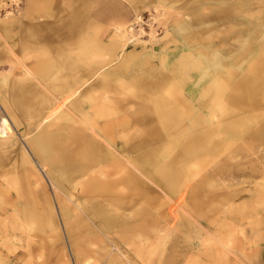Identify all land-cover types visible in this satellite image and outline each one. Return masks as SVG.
Instances as JSON below:
<instances>
[{
	"label": "bare ground",
	"instance_id": "obj_1",
	"mask_svg": "<svg viewBox=\"0 0 264 264\" xmlns=\"http://www.w3.org/2000/svg\"><path fill=\"white\" fill-rule=\"evenodd\" d=\"M72 15L74 18L72 26L77 31L78 25L75 22L78 17H82V14L80 12V15L78 13ZM135 19V23L142 22L141 15H137ZM119 23H115L112 39L119 40L123 44V49H128L125 47V40L128 33L129 38L135 37L132 33L134 27ZM180 28L181 30L186 29L179 25L176 30L179 31ZM30 29L25 30L28 33L25 41L13 40L7 41L3 45L0 44V51L4 52V56L0 57V193L10 192L4 186L5 183L13 186L17 180L20 181L14 176H8V174L12 173L10 166L14 160V158L10 159L11 154L20 139L13 125L18 130L24 125V135L35 132L33 136L27 138V142L43 163L55 171L54 179L58 183L61 180L73 182V188L78 190L79 199L82 197L92 198L89 202L92 210L100 218L102 230L110 231L108 233L110 234L115 231V228L118 230L122 229V226L126 228L129 220H132L133 226L127 230H130L132 238L138 237L140 246L134 250V255L131 257L121 252L116 244H112L118 248V251L109 250L107 252V255L112 254L111 257L108 256L110 258L107 260V264H175L178 254L182 255L183 259L177 258V264H199L201 261L206 262L205 264H253L257 260L264 261V224L257 228L254 227L252 221L249 220L251 219V216H248L249 210L247 213H242L239 220L236 219L239 231L235 227L225 231V227L230 221L223 210L224 206L230 203H238L237 207L247 211L250 203H247L244 197L246 198L247 195L251 194L252 187L246 189L247 192L240 193V196L239 194L231 196L227 203L222 206L220 203H215L213 194L207 199L202 196L203 201L196 197L188 215L182 217L180 225L183 224L187 230L192 226L194 227L193 219H197L201 225L202 222L200 221L204 220L203 227L197 228L199 234H207V238H217L218 240L211 241L209 244L189 243V240H186L188 243L185 242L186 244L181 247L178 254H175L172 247L167 246V242L158 251L150 250L151 248L146 251L144 245L141 244L143 239L154 237L157 238L156 241L158 242L166 237H173L176 235L175 231L178 230V221L172 223L173 220L169 216L162 215L161 209L157 208L153 201H150L154 191L153 183L164 188L166 195L180 191L189 192L190 195V190L198 182H208L210 189L213 186L216 189L219 176H221L219 173L227 171V178L233 179L236 169L239 168L240 172L244 171L248 175L252 184H254L253 177L261 176L262 182L260 184L263 186L261 190L264 197V164H261L259 168H254L252 164L250 167L241 170L237 158L242 153H203L205 147L202 146V141L206 137L205 133L195 134L191 138L189 149L188 145L185 147L187 153H160L155 148V144L160 138L161 128L165 129L171 126L174 121L178 122L183 118H181L178 107L174 106L173 101L166 95L169 89L162 93L165 87L164 80L161 79L158 83L144 79L147 81L145 83L141 80L143 78H141V70V74L137 71L132 78L126 77L125 80H120L123 78L120 75H127V71L124 70L127 64L123 61L122 56H119L120 61L123 62L118 67H114L113 72H118L120 78H115V84L106 80L103 83L102 97L100 99L95 98L92 95V90L95 89V75L90 72H81L83 63L92 56L93 49L90 41L85 36H81L79 40H71L67 43L54 44L49 41L40 46L37 41L38 45H34L37 43L29 40L31 39ZM21 30L22 28L18 33ZM256 35H259L257 29L252 30L244 38L237 36L235 44H231L228 48L226 47L227 49L222 50L227 57L225 59L220 53H213L210 55L211 57L204 59L203 55L193 56L190 51L185 49L174 54L173 60L163 54L161 68L164 72H174V75L180 66L189 68L190 73L185 76L191 78L193 82L191 86L193 89L189 92L188 98L192 102V93L199 91V85H201V92L220 91L222 81L233 77L235 73L232 66L226 65L228 60H234L238 57L239 53L249 45V41ZM53 37L55 36L53 35ZM27 40L29 42H26ZM255 67L251 69V72H255ZM162 76H164L163 73ZM209 76L212 80L210 79L211 81L204 84L203 81ZM147 77L148 75L145 78ZM180 82L182 81L180 80ZM251 86L246 79V81H239L237 88L248 89L249 87L253 91H247L246 94L250 95L251 98L255 97L257 92V88ZM170 88L172 89V87ZM84 93L86 94L83 98ZM144 98L152 105L145 107L143 105ZM237 98L238 96H232L231 99ZM243 98L244 96L240 100ZM199 100L202 98L199 97ZM205 108L206 106L201 104L197 116L191 117L194 119L192 127L203 121L202 110ZM191 110H193L192 107ZM157 117L160 119V125L154 123ZM249 120V118L244 117L232 123H222L221 129L224 132L233 131ZM144 124L150 125V131L145 135L143 132ZM263 133L264 129L255 132L256 136L259 137ZM23 148L25 162L35 167L32 160L33 156L28 152L29 149ZM247 157L251 159L250 155ZM205 168H212L210 175L203 173ZM41 169L45 171V169ZM24 174H26L27 179H31V174ZM124 198L130 199L125 200ZM148 198L149 200L145 205L140 208L136 207L135 214L132 216L127 214L126 209L129 206L134 208L136 205L142 204V200ZM61 204L66 222L70 221L69 230L84 229L87 223L82 218L80 211H85L83 206L85 204L78 203V210L64 201H61ZM48 205L49 208L46 207V212L49 217L48 220L51 222L54 220V211L51 204ZM182 208L183 206L180 209ZM262 209L264 213V206ZM17 210V208H13L8 217H18ZM74 211L79 214L77 221H75ZM154 211L159 214L160 219L151 221V224L149 223V226L146 227L139 219L142 218L146 224V217L152 215ZM7 213L8 210L3 203V194H0V215ZM28 215L34 219H40L42 216L34 208H30ZM222 215L224 218L220 217ZM176 217H178L177 214ZM15 220L13 219L14 222ZM92 220L93 222L96 221L95 218ZM207 221L219 223V228L214 232L204 228V222ZM244 223L248 224L243 228ZM240 227L242 228L240 229ZM239 232L243 233L247 242L238 241ZM144 234L147 235L144 236ZM156 241L152 240L151 243L148 242L147 244L153 247ZM257 242L261 243L260 250L255 246ZM11 252L0 254V264H15L21 260L19 253H14L12 249ZM77 255L78 257L83 256L80 249H78ZM88 262L89 259H86L83 264Z\"/></svg>",
	"mask_w": 264,
	"mask_h": 264
},
{
	"label": "rangeland",
	"instance_id": "obj_2",
	"mask_svg": "<svg viewBox=\"0 0 264 264\" xmlns=\"http://www.w3.org/2000/svg\"><path fill=\"white\" fill-rule=\"evenodd\" d=\"M31 2V0H0V44L3 45L7 41L13 40L25 41L28 34L25 30L28 28H31L30 36L32 39L29 40L34 43L38 41L40 46L49 41L54 44L67 43L85 36L92 44L93 52L91 58L83 63L81 72H90L95 75V89L92 90V95L95 98L100 99L102 97L103 83L106 80L113 84L116 83L115 78L120 74L113 71L123 61L127 64L124 69L127 71V75H120L123 77L120 80H125L126 77L132 78L137 71L140 73V70L142 72V74L140 73L141 78L143 77L141 80L145 83L146 80L158 83L161 79L164 80L165 87L162 93L169 89L166 95L173 101V105L178 107L181 118H183L178 122L174 121L171 126L165 129L161 128L160 138L158 143L155 144V148L160 153H187L185 147L188 145L189 149L191 138L195 134L205 133L206 137L202 141V146L205 147L203 153H242L237 158L241 170L250 167L252 164L254 168H259L261 164H264V133L261 137L255 134L257 130L264 129V0H58L54 7L51 4L48 6L45 0L36 2V6L33 7ZM30 7L33 9L32 12L29 11ZM122 11H125L127 15L123 14ZM80 12L82 17L76 19L75 23L78 25L76 31L72 26V23H74L72 14L78 13L80 15ZM109 12L111 13L109 14ZM122 15L123 18L121 19ZM137 15H143L145 20L148 17L152 20L143 29H133L134 32L132 33L135 37L129 38L128 33L125 40V47L128 49H123L122 42L112 39L115 23L123 22L119 24L125 23L131 27L135 23ZM179 25L186 29L181 30L180 28L181 31H177L176 28ZM21 28V32L18 33ZM35 28H38V30H35ZM255 29H257L259 35L254 36L249 41V45L239 53L238 57L234 60L226 59L228 60L226 65L232 66L235 73L233 77L222 81L220 91L201 92V85H199V91L192 93L193 99L191 102L188 98L189 92L193 89L191 88L193 82L191 78L185 76L190 73L189 68L180 66L175 71V75L174 72H164L161 68L163 54L173 60L174 54L184 49L190 51L193 56L203 55L204 59L211 57L210 55L213 53H220L225 59L227 57L222 50L227 49L231 44H235L237 36L244 38ZM29 40L26 42H29ZM34 45H38V43ZM1 56H4L3 51H0ZM119 56H122L124 60L120 61ZM254 66H256L255 72H251ZM162 73L164 76H162ZM146 75H148L147 78H145ZM210 79L209 76L203 81L204 84L212 80ZM246 79L250 86L252 85L251 87L257 88L255 97L250 98V95L246 94L247 91H253L249 87L248 89L237 88L238 82L246 81ZM85 94L82 95L83 98ZM232 96H238V98L234 100L231 99ZM243 96L244 98L240 100ZM199 97L202 100H199ZM150 104L144 98L143 105L149 107ZM201 104L206 106L205 110H202L203 121L192 127V121L194 120L192 118L197 116ZM189 105L191 106L189 107ZM191 107L193 110H191ZM190 111L191 113H189ZM244 117L250 120L233 131L224 132L221 129L222 123H232ZM11 122L13 125L12 120ZM154 123L160 125V119L157 117ZM13 127L20 139L11 154L10 159L14 158V160H12L10 166L12 167V173H9L8 176H14L20 181L17 180L13 186L5 183L4 186L10 192L0 193L3 194V203L8 210L7 214L0 215L2 216L0 217V254L2 252L12 253L11 249L14 250V253H19L21 260L15 264H83L86 259H89L86 264H107V260L112 256V254L107 255V252L109 250L117 252L118 248L113 246L116 244L121 252L133 257L134 250L140 246V243H138V237L134 236L132 238L130 230H127L133 226L132 220H129L126 228L123 226L119 230L115 228V231L110 234H108L110 231L102 230L100 228V218L92 210L89 202L92 198L82 197L79 199L78 190L73 188V182L61 180L58 183L54 179L55 171L45 165L41 158L35 154L27 142V138L33 136L35 132L24 135V125L21 126L20 130L15 128L14 125ZM149 127L150 125L144 124V135L149 133ZM23 147L26 150L29 149L28 152L33 156L32 160L35 167L25 162ZM247 155H250L251 159ZM211 169L205 168L203 173L210 175ZM16 172H19V175ZM241 172L237 168L233 179L227 178V171L219 173L221 176H219L216 189L214 186L210 189L208 182H198L190 190V195L186 191L166 195L164 188L153 183L154 191L150 201H153L154 205L161 209L162 215L169 216L173 220L172 223L178 221V230L175 231L176 235L173 237H166L158 242L156 241L157 238L154 237L143 239L141 244L144 245L146 251L150 248V250L158 251L167 242V246L172 247L175 254H178L181 247L188 242L209 244L217 239H209L207 234H199L197 228L201 229L203 227L204 220L200 221L202 222L201 225L197 219H193L195 225L190 227L189 230L183 224L180 225L182 217L188 215L196 197L202 200V196L207 199L213 194L215 203H220V206H222L227 203L231 196L237 194L240 196V193L243 194L247 192L246 189L252 187L251 194L247 195L246 198L244 197L247 200L246 202L250 203L247 211L237 207L238 203H230L224 206L223 210L230 221L226 225L225 231L232 230L233 227L239 231L236 219L239 220L240 215L244 212L247 213L248 210V216H251L249 220L252 221L254 227L257 228L264 224L262 209L264 197L261 190L263 186L260 184L262 178L261 176H255V180V177H253L254 184H252L248 175L244 171ZM24 173L31 174V179H27ZM180 184H183V182H180ZM149 198L142 200V204H138L134 208L129 206L126 209L127 214H130V216L135 214L136 207L140 208L145 205ZM124 199L129 200L130 198ZM61 201L66 202L76 210L79 208L78 203L85 204L83 205L85 211H80L82 218L87 223L84 229L69 230L68 224L70 221L66 222L63 216ZM48 204H51L54 211V220H51V222L48 220L49 217L46 212V207L49 208ZM182 206L183 208L180 209ZM13 208L18 209V212L16 211L19 214L18 217H8ZM30 208L40 212L41 218H31L28 215ZM176 214L178 217H176ZM74 215L75 221H77L79 214L74 211ZM220 217L224 218L223 215ZM92 218H95L96 221L93 222ZM13 219H16L15 222ZM146 219V224L142 218L139 220H142V223L147 227L149 223L151 224V221L160 219V216L154 211ZM246 224L244 223L242 227L244 228ZM204 226V228L214 232L219 228V223L207 221L204 222ZM146 235L144 234V236ZM237 239L239 242H247L242 232L238 233ZM152 240L156 242L153 247H150L147 243H151ZM255 246L260 250L261 243L257 242ZM78 249L83 253L82 257H78ZM177 258L182 260L183 256L178 254ZM177 258L175 264L178 262ZM205 263L201 261L199 264ZM253 264H264V261L257 260Z\"/></svg>",
	"mask_w": 264,
	"mask_h": 264
},
{
	"label": "built area",
	"instance_id": "obj_3",
	"mask_svg": "<svg viewBox=\"0 0 264 264\" xmlns=\"http://www.w3.org/2000/svg\"><path fill=\"white\" fill-rule=\"evenodd\" d=\"M142 18V22L140 23H135L134 26H132V28L134 27V29H140V28H145V26L149 25L150 21L152 19H150V17H148L146 20L143 16H141Z\"/></svg>",
	"mask_w": 264,
	"mask_h": 264
},
{
	"label": "crops",
	"instance_id": "obj_4",
	"mask_svg": "<svg viewBox=\"0 0 264 264\" xmlns=\"http://www.w3.org/2000/svg\"><path fill=\"white\" fill-rule=\"evenodd\" d=\"M31 6H36V2L40 1V0H31ZM46 1V4H48V6L51 4L53 7L54 5L58 2V0H45ZM47 6V7H48ZM29 11H33V9L30 7V10ZM124 12V13H123ZM123 14L127 15V13H125V11H122ZM121 18H123V15L121 16Z\"/></svg>",
	"mask_w": 264,
	"mask_h": 264
}]
</instances>
